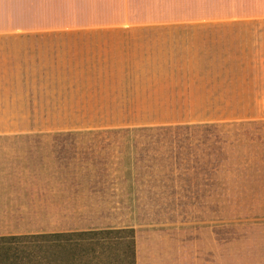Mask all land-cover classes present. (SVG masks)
<instances>
[{
	"label": "crops",
	"instance_id": "1",
	"mask_svg": "<svg viewBox=\"0 0 264 264\" xmlns=\"http://www.w3.org/2000/svg\"><path fill=\"white\" fill-rule=\"evenodd\" d=\"M101 14L151 17L65 22ZM263 114L264 0H0V214L43 197L57 209L66 125L250 127ZM164 236L137 233L145 264H264V223Z\"/></svg>",
	"mask_w": 264,
	"mask_h": 264
},
{
	"label": "rangeland",
	"instance_id": "2",
	"mask_svg": "<svg viewBox=\"0 0 264 264\" xmlns=\"http://www.w3.org/2000/svg\"><path fill=\"white\" fill-rule=\"evenodd\" d=\"M150 17L65 15V22ZM94 32L64 36L102 34ZM132 121L105 127L66 125L57 209L43 197L33 203L31 214L28 207L22 214H0V238L131 229L138 245V232L177 239L191 232L198 240L199 228L213 222L264 223V114L250 127L134 126ZM217 214L223 218L216 220ZM239 214L262 216L234 218ZM223 235L226 241L234 237L226 230ZM126 251H119L124 259ZM140 251L136 249V264L139 253L143 264L149 263L151 252Z\"/></svg>",
	"mask_w": 264,
	"mask_h": 264
},
{
	"label": "trees",
	"instance_id": "3",
	"mask_svg": "<svg viewBox=\"0 0 264 264\" xmlns=\"http://www.w3.org/2000/svg\"><path fill=\"white\" fill-rule=\"evenodd\" d=\"M136 249L131 229L2 237L0 264H136Z\"/></svg>",
	"mask_w": 264,
	"mask_h": 264
}]
</instances>
